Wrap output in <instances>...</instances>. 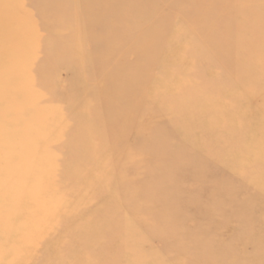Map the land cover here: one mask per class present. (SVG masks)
<instances>
[{
  "label": "bare ground",
  "instance_id": "bare-ground-1",
  "mask_svg": "<svg viewBox=\"0 0 264 264\" xmlns=\"http://www.w3.org/2000/svg\"><path fill=\"white\" fill-rule=\"evenodd\" d=\"M173 1L182 7L174 8L178 4ZM59 8L67 12L63 13L64 17L49 19ZM67 15L73 19L68 20ZM31 17L40 22L34 24ZM124 18L126 21L122 22ZM40 29L48 36L38 37L36 32ZM132 29L138 31L135 37L128 35ZM148 32L152 37L148 38ZM172 32L177 34L174 39L179 46L183 45L186 55L195 54V50L205 51L203 45H206L208 52L222 56L221 61L227 57L240 58L250 65L255 61L248 51L260 43V68L252 66L240 78L249 91L256 87L264 94V0H0V60L11 72L7 108L12 112L11 116L0 118V142L7 143L6 148L0 149V264H14L27 245L43 246L54 239V228L62 219L71 218L70 223L74 225L66 234L80 241L86 235L95 236L99 230L107 238L113 228L108 226L113 216L130 205L136 206V212L149 208L151 218L160 217L163 223L158 225L159 234L169 231L173 235V222L181 226V214L189 211H172L167 204L181 201L178 196L165 200L153 195L158 186H138L139 180L148 174L152 173L154 185L158 182L156 177L166 176L162 165L150 164L147 170L138 167L136 157L143 152L140 147L152 145L156 155L163 154L168 147L160 135L164 126L158 117L156 120L153 116L149 123L156 126L154 130L134 133L137 124L148 120L140 119L143 108L140 94L150 76L143 70L130 74L119 65L130 51L138 48L154 52L171 48L170 42L164 45V41ZM154 33L161 36L154 38ZM193 36L199 40L198 45L188 43ZM224 37L227 39L223 40ZM118 39L122 50L112 51V40ZM36 43H41L37 51L33 49ZM60 67L68 69L71 75L61 88L51 90V84L58 77L55 71ZM138 76L143 85L138 84ZM38 96L46 101L56 97L60 104L59 108L46 109V115L55 119L49 125H32L31 118L38 113L33 112L38 104L33 101ZM38 106L41 110L42 106ZM148 107L161 109L167 117L171 116L177 130L196 123L199 127L203 125L199 114L196 119L185 121L181 115L183 108L166 109L155 102ZM23 117L29 118L28 122L23 133L15 135L16 124ZM254 123L250 120L247 124ZM29 137L40 147L23 145ZM125 141L137 142V145L139 142L140 147L128 149L127 153ZM156 143L160 146L155 147ZM5 158L15 161L3 167L1 161ZM92 168L95 169L89 172ZM169 174L172 176L174 170ZM19 176L22 179L13 180ZM118 179L120 185H117ZM130 189H135V197H128V205L112 207L110 203L120 197L119 193L124 195ZM18 190L34 205L27 210L13 209L14 199L20 194ZM150 197L161 201L158 208L152 205V200H147ZM191 204L194 202L189 198L181 208L188 209ZM16 214L23 222L14 218ZM128 219L122 221L123 230L128 227ZM19 229H26V233H17ZM238 230L249 233L242 225ZM255 235L258 234H248L249 238L258 239L253 243L250 257L259 253L264 244ZM67 239L61 240L62 247H70ZM198 241L197 236L183 238L165 246L164 253L172 251L174 260L179 259L182 256L176 251L189 250ZM201 241L205 245V239ZM232 247L218 252V259L227 262L236 248ZM9 252L14 255L12 259L6 258ZM160 254L164 255L161 251ZM190 257L195 264L197 257Z\"/></svg>",
  "mask_w": 264,
  "mask_h": 264
},
{
  "label": "rangeland",
  "instance_id": "rangeland-1",
  "mask_svg": "<svg viewBox=\"0 0 264 264\" xmlns=\"http://www.w3.org/2000/svg\"><path fill=\"white\" fill-rule=\"evenodd\" d=\"M175 6L182 7L181 4L174 5V8ZM26 8L32 10L31 7ZM63 13L67 12L59 8L58 12L48 18L61 20L60 18L64 17ZM67 16L68 20L73 19V16ZM177 20L183 22L182 18ZM31 21L36 24L40 19L31 17ZM124 21L125 18L122 22ZM136 29L129 31L128 35L135 37L138 33ZM220 29L217 30L218 33ZM144 32L147 34L146 31ZM36 34L38 37H44L48 33L40 29ZM150 35L148 38L152 37ZM153 35L157 39L161 36L155 33ZM174 38H177L175 32L168 37L165 36L164 45L170 42L172 47L166 48L163 52L138 48L130 51L124 61H119V65L124 66V71L127 70L130 74L135 70L138 72L143 70L150 76L140 94V103L143 105L140 119L146 117L148 120L140 125L137 124V127L133 128L134 133L154 130L156 126L149 123L153 116L156 120L158 117L161 126H164L160 135L168 147L163 154L156 155L152 145L140 147L139 142L137 145V142L132 144L125 141L124 147L127 153L128 149L139 147L140 150L142 149L141 155L136 157L138 167L146 169L150 164L162 165L166 173L165 177H156L158 179L156 185L153 183L154 177L151 173L146 178L140 179L138 186L153 188L158 186L155 187L153 195L163 197L165 200L178 196L181 201H169L167 204L169 203L168 207L172 208V211H189V214H181V226L173 222L175 220L173 219L174 232H171L173 235H170L169 231L157 233L158 225L163 223L159 220L160 217L151 218L149 208L136 212L135 205L125 206L128 205V197H135V189H130L124 195L119 193L120 197L110 203L112 207L125 206L126 209L117 211L118 214L113 216L112 224L108 225L113 228L107 238L104 237L102 230H99L95 236L86 235L83 241L73 236L68 237L66 232L74 223H70L71 218L62 219L60 225L54 228L57 231L53 233L54 239L43 246L27 245L14 264H192L193 257L190 256L197 257L195 264H227L228 260L231 264H264V244L259 253L255 252L254 257H250L249 254L254 248L253 243L258 239L248 236V234H258L255 236L264 241V94L256 87L249 91L250 89L242 84L240 78V74L248 73L252 66L260 68L261 44L256 43L249 49L248 53L255 61L254 65H250L240 58L232 60L227 57L221 61L222 56L208 52L207 46L203 44L200 48L203 45L205 51L195 50V54L186 55L184 52L186 49L184 50L182 44L179 46L177 39ZM226 39L227 37L223 38ZM112 41L110 46L112 51L122 50L121 40ZM198 41L193 36L188 43L198 45ZM40 44L36 43L33 49L37 51ZM106 56L108 58V55ZM134 63L136 65L131 66ZM8 68L9 66L3 65L0 60V118L12 115L7 108L9 76L11 78ZM55 74L58 77H55L51 84V90L61 88L71 72L60 67ZM137 82L143 85L140 76L137 77ZM38 97L39 99H34L33 102H38L42 108L40 110L38 104L33 108V112L38 113L32 116V125L39 123L49 125L55 119L46 115V109L59 108L60 104L56 102V97L48 99L51 102L46 101L44 97ZM153 102L156 105L162 104L166 109L183 108L181 115L184 120L186 119L185 121L194 120L199 114V117H203L202 120L200 119L203 125L199 127L197 125L199 123H196L187 129L177 130L171 116L167 117L161 109L148 107ZM28 119L23 117V120L16 124L15 135L23 133ZM250 120L255 123L249 126L247 123ZM31 140L32 137L25 138L23 145L33 144L35 148L40 147ZM6 145L7 143L0 142V149L6 148ZM154 146L158 147L160 144L156 143ZM14 161L12 158H5L1 161V165L6 167ZM171 170H174L172 176L169 174ZM20 179L22 176L13 178L14 181ZM117 185H120L119 179ZM16 197L12 205L13 209L27 210L30 205H34L23 191H20ZM189 198L194 204L188 209L181 208ZM147 200H152L155 208L161 203L159 199L155 200L153 197ZM2 205L7 207L6 203ZM126 217L129 218L128 227L123 230L122 221ZM14 218L23 222L19 214ZM122 218L124 219L121 220ZM240 225L249 233L239 232ZM47 231L48 229L42 234ZM16 232L24 234L26 229H19ZM196 236L199 239L197 246L189 250L184 248L183 251H176L182 256L181 258L174 260L172 251L164 253L165 246L183 238ZM45 237L43 236L44 239ZM64 237L68 238L69 248L62 247L61 240ZM203 238L205 245L201 241ZM232 245L236 247L234 253L232 252L233 256L228 257L227 262L219 260L217 253L227 251ZM160 251L164 255H159ZM13 256V253L9 252L6 258L12 259Z\"/></svg>",
  "mask_w": 264,
  "mask_h": 264
}]
</instances>
